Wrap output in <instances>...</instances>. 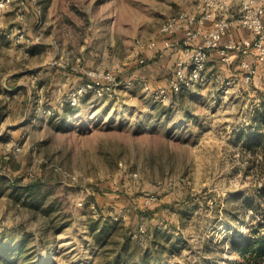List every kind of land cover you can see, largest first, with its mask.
Listing matches in <instances>:
<instances>
[{"label": "rangeland", "instance_id": "obj_1", "mask_svg": "<svg viewBox=\"0 0 264 264\" xmlns=\"http://www.w3.org/2000/svg\"><path fill=\"white\" fill-rule=\"evenodd\" d=\"M193 4L11 0L0 7V259L264 264L230 248L258 220L249 201L258 175L247 169L245 142L257 132L264 67L246 81L238 62L210 60L207 79L167 100L144 81L162 87L169 75L130 78L155 68L154 58L138 64L141 52ZM90 71L116 81L72 104ZM30 182H39L35 193ZM149 210L152 218L141 214ZM104 227L105 240L97 237Z\"/></svg>", "mask_w": 264, "mask_h": 264}, {"label": "built area", "instance_id": "obj_2", "mask_svg": "<svg viewBox=\"0 0 264 264\" xmlns=\"http://www.w3.org/2000/svg\"><path fill=\"white\" fill-rule=\"evenodd\" d=\"M10 2L0 0V7ZM233 28L248 30L250 39L228 38ZM161 31L163 50L172 47L177 61L162 87L155 88L144 81V89L162 100L179 96L207 79L210 60L225 65L238 62L246 81L252 79L259 66L264 67V0H237L236 4L232 0H194L191 9L169 20ZM159 43L160 40L150 42L148 49L157 48ZM145 62L142 57L140 63ZM87 75L90 77L88 82L72 92V104H76L78 97L88 90H95L98 94L110 90L116 81L110 73L90 71ZM15 151H21V147L16 146Z\"/></svg>", "mask_w": 264, "mask_h": 264}, {"label": "trees", "instance_id": "obj_3", "mask_svg": "<svg viewBox=\"0 0 264 264\" xmlns=\"http://www.w3.org/2000/svg\"><path fill=\"white\" fill-rule=\"evenodd\" d=\"M175 50H163V42L160 41L159 46L152 50L151 55H146L145 53H142L140 55V59L144 57L146 59V62L149 59H153V63L156 64L158 60H160L162 57L167 59L168 66H165L162 70L156 71L151 70V72H143L144 67H140L139 69L135 70V75L131 76L130 78L132 80L139 79H145L150 77H157V76H168V78L172 74L173 67L177 61V56L174 55ZM140 59L138 60V64H146V63H140ZM157 66V64L155 65ZM159 67V66H158ZM168 78H165V81L162 82L164 85ZM87 79H90V77L87 76ZM257 92L261 98L260 103V117H258L255 121V126L257 129V132L250 135L246 139V144L251 147V150H246L245 153H249L252 156V159L250 160L251 165L247 167V169L252 170L253 172L258 175V190H256L253 197L249 198V201L251 202L250 207L253 210L255 217L258 219L254 224H252L250 231L244 235L241 236L237 240H232L230 243L231 251H233L236 254L241 255L244 257L248 262L251 260H257L262 261L264 260V132H259L260 127L264 125V88L257 89ZM16 187V186H15ZM26 189L30 191L31 193H35L38 190L39 182H30L25 185ZM154 210L152 211H146L141 212L142 215L147 216L148 218H152L154 216ZM93 229H95L93 227ZM97 237H103V240L106 239V229L105 227L102 228L101 231L97 233ZM128 239H124V243L121 246L122 249H124L127 246ZM0 264H17L16 261H11L10 258L2 257L0 259ZM142 264H148L147 258H143Z\"/></svg>", "mask_w": 264, "mask_h": 264}, {"label": "crops", "instance_id": "obj_4", "mask_svg": "<svg viewBox=\"0 0 264 264\" xmlns=\"http://www.w3.org/2000/svg\"><path fill=\"white\" fill-rule=\"evenodd\" d=\"M234 4L237 3V0H232ZM228 38H233L235 40H249L250 39V33L248 30L244 29V28H233L228 36ZM160 41H162V39H160ZM167 47V46H166ZM167 50H172V47ZM146 55H151L152 53V49H147L146 52H144ZM175 56H177L176 52L174 54ZM167 59L162 57L160 60H158L156 62L157 66H154L155 68L153 70L156 71H160L162 70L165 66H168V64L166 63ZM215 62V61H214ZM220 65V63H218ZM236 62H234L231 65H235ZM159 66V67H158Z\"/></svg>", "mask_w": 264, "mask_h": 264}]
</instances>
